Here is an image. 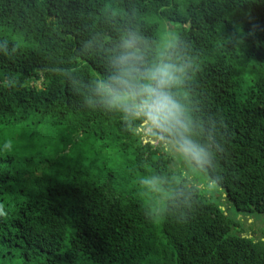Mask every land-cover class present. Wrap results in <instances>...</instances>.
Wrapping results in <instances>:
<instances>
[{"label": "trees", "instance_id": "1", "mask_svg": "<svg viewBox=\"0 0 264 264\" xmlns=\"http://www.w3.org/2000/svg\"><path fill=\"white\" fill-rule=\"evenodd\" d=\"M129 32L146 64L179 35L199 65L173 92L191 138L217 137L223 182L195 202L202 181L173 169L170 138L84 103ZM4 41L0 264H264V234L246 233L264 223V0H0ZM16 135L25 147L6 148ZM152 175L164 191L144 195Z\"/></svg>", "mask_w": 264, "mask_h": 264}, {"label": "clouds", "instance_id": "2", "mask_svg": "<svg viewBox=\"0 0 264 264\" xmlns=\"http://www.w3.org/2000/svg\"><path fill=\"white\" fill-rule=\"evenodd\" d=\"M142 43L146 41L135 32L127 33L122 41L123 51L113 61L116 71L107 78H98L91 95L84 96V103L118 114L125 123L142 125L151 138H170L173 151L194 172L204 175L194 194L195 202L200 195L212 194L223 182L222 174L216 171V157L222 151L217 137L213 136L211 142H197L191 138L190 117L173 92L193 76L199 65L187 53H180L179 35L165 38L152 62L147 64L140 47ZM0 52H9L7 41L0 43ZM11 145L10 140L5 143L6 148ZM183 175L186 177L187 173ZM137 183L144 195L164 191L165 181L159 176H142ZM0 214L4 213L0 211ZM147 214L150 218H162L167 214V205L149 206Z\"/></svg>", "mask_w": 264, "mask_h": 264}, {"label": "rangeland", "instance_id": "3", "mask_svg": "<svg viewBox=\"0 0 264 264\" xmlns=\"http://www.w3.org/2000/svg\"><path fill=\"white\" fill-rule=\"evenodd\" d=\"M169 29L170 28H167V30H169ZM38 84H40V81H38ZM142 131L145 134L144 138H146V136L148 134L146 133L145 129H143ZM160 139L162 140V145L164 146V148L169 149V145H168L166 139H162L161 137H156V138H154V143H156V141H159ZM10 141H12V143L13 142L16 143V145L19 146V147H22V148L25 147V144L20 141V138H18L17 135L16 136H12L10 138ZM144 141H147V138H146V140L144 139ZM47 151H49V149ZM26 153H29V151H27ZM169 153H170V155H173L171 166L173 167L174 170H176V171L182 170L184 173H187V170H190L193 173L194 176H197L199 178V180L203 181L204 177L198 175L197 172H194L190 166L188 167V164L181 157H179L178 154H176L173 151L172 147H170ZM187 175H190L189 178L193 179L194 182L198 183L197 180L192 176L191 173H189V174L187 173Z\"/></svg>", "mask_w": 264, "mask_h": 264}, {"label": "flooded vegetation", "instance_id": "4", "mask_svg": "<svg viewBox=\"0 0 264 264\" xmlns=\"http://www.w3.org/2000/svg\"><path fill=\"white\" fill-rule=\"evenodd\" d=\"M248 222H251V229H247L246 232L248 237L253 236L257 239L258 237H261L262 234H264V223L252 221L251 219H249ZM261 239L264 240V236L261 237Z\"/></svg>", "mask_w": 264, "mask_h": 264}, {"label": "water", "instance_id": "5", "mask_svg": "<svg viewBox=\"0 0 264 264\" xmlns=\"http://www.w3.org/2000/svg\"><path fill=\"white\" fill-rule=\"evenodd\" d=\"M146 140V139H145Z\"/></svg>", "mask_w": 264, "mask_h": 264}]
</instances>
